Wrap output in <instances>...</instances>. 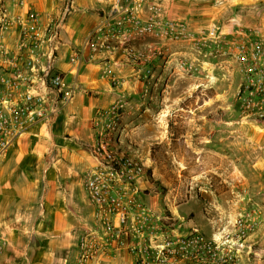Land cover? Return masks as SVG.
<instances>
[{
    "label": "crops",
    "instance_id": "1",
    "mask_svg": "<svg viewBox=\"0 0 264 264\" xmlns=\"http://www.w3.org/2000/svg\"><path fill=\"white\" fill-rule=\"evenodd\" d=\"M159 2L169 20L188 25L189 38L171 42L156 33H138L104 0L0 3L15 17L22 18L26 11L39 13L44 23L66 13L55 66L74 91L56 117L34 123L1 159L0 227L7 244L0 264H77L80 240L102 230L85 191V177L94 167L90 147L96 142V113L114 106L136 110L148 97L158 109H173L174 93L197 90L205 95L206 105L218 106L235 96L242 81L237 48L253 39L264 41V0ZM145 19L143 10L138 20ZM97 27L104 33H98L89 47L87 37ZM212 28L215 39H203ZM106 40L115 46L113 52L102 48ZM75 52L80 60L71 63ZM260 141L254 143L259 151L250 154L254 165L264 169ZM89 264H134V258L120 252Z\"/></svg>",
    "mask_w": 264,
    "mask_h": 264
},
{
    "label": "built area",
    "instance_id": "2",
    "mask_svg": "<svg viewBox=\"0 0 264 264\" xmlns=\"http://www.w3.org/2000/svg\"><path fill=\"white\" fill-rule=\"evenodd\" d=\"M104 2L138 33H156L171 42L190 37L188 25L169 20L159 0ZM143 10L146 19L140 23L138 16ZM65 16L64 12L44 23L39 13L26 11L19 18L0 6V162L19 136L34 123L56 117L74 95L65 83V74L55 66ZM98 33H104L101 27L89 34L87 46L95 45ZM215 37L213 28L202 35L210 42ZM127 42L125 39L124 44ZM102 48L113 52L115 46L106 40ZM124 48L133 57L131 48ZM237 53L242 81L234 100L241 119L264 123V41L244 42ZM71 58V63L79 62L80 55L75 52ZM119 110L121 107L114 106L100 111L92 121L96 142L90 147V155L94 167L85 177V191L97 211L102 230L80 240L77 264H89L95 258L120 252L131 254L134 264H188L193 259L195 263L199 260L206 263L205 255L215 256L221 242L207 241L196 229L175 233L174 228L165 226L169 218L152 215L138 199L136 194L144 181L145 169L130 153L111 144L109 131L116 125ZM129 190L134 197L128 198ZM6 244L5 231L0 227V257Z\"/></svg>",
    "mask_w": 264,
    "mask_h": 264
},
{
    "label": "rangeland",
    "instance_id": "3",
    "mask_svg": "<svg viewBox=\"0 0 264 264\" xmlns=\"http://www.w3.org/2000/svg\"><path fill=\"white\" fill-rule=\"evenodd\" d=\"M172 100L168 110L150 97L136 110L121 109L109 131L113 147L145 169L138 199L152 215L169 218L168 229H196L222 243L206 263L188 264H263L264 169L250 153L260 149L254 143L264 138V123L242 121L234 97L206 105L197 90Z\"/></svg>",
    "mask_w": 264,
    "mask_h": 264
}]
</instances>
